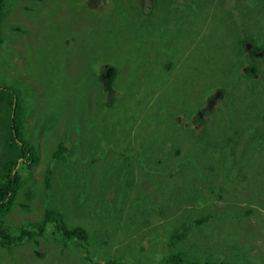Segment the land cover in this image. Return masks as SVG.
<instances>
[{
    "label": "rangeland",
    "instance_id": "374dc122",
    "mask_svg": "<svg viewBox=\"0 0 264 264\" xmlns=\"http://www.w3.org/2000/svg\"><path fill=\"white\" fill-rule=\"evenodd\" d=\"M29 1L19 0L20 12ZM158 1L58 0L51 12L40 8L33 17L21 12L11 41L0 47V86L20 93L26 136L36 146L39 162L14 200L7 225L13 230L32 226L28 223L40 220L47 206L62 212L65 223L83 213L93 217L87 223V245L55 232L60 241L53 245L55 251H49L46 240L37 245L25 240L12 255L0 246V264H85L84 251L101 260L147 264L189 250L229 264H264V142L259 147L250 138L252 144H245L263 127L264 80L256 82V91L245 84L242 97L232 96L242 83L234 80L238 69L247 74L255 67L257 80L264 75V52L253 54L264 50V4L233 1L242 23L237 33L224 19L225 8L231 10L224 3L228 0H179L177 8L171 0L163 6ZM160 18L166 19L157 23ZM8 24H14L11 17ZM245 31L249 40L259 39L255 43L262 50L255 51L253 44L239 49L236 38ZM139 35L145 39L138 40ZM67 66L83 72L67 74ZM106 68L118 71L116 81L98 85L95 74L99 77ZM226 83L232 90L220 86ZM224 88L228 96L221 93ZM205 90L210 96L203 98ZM171 114L181 116L178 123L168 118ZM189 123L195 130L205 127L203 138L210 126L197 144L203 152L197 155V169H186L194 184L186 181L183 192H173L168 182L170 191L154 201L157 188L164 186L156 179L167 168L161 169L164 149L178 158L175 151L182 143L194 146L191 139L185 142ZM7 133L6 127L0 129V171L10 156L2 146ZM151 138L159 144L149 147ZM219 142L234 143V148L221 153ZM60 144L66 147V159L49 166ZM210 152L228 156L231 172L223 163L218 167ZM49 169L52 188L47 192L42 184ZM186 171L176 179L187 180ZM229 212L234 219L216 220ZM181 214L175 230L188 224L191 230L173 246L171 226ZM209 215L214 222L197 226L189 221ZM36 250L45 252V259L36 257Z\"/></svg>",
    "mask_w": 264,
    "mask_h": 264
},
{
    "label": "trees",
    "instance_id": "16d2710c",
    "mask_svg": "<svg viewBox=\"0 0 264 264\" xmlns=\"http://www.w3.org/2000/svg\"><path fill=\"white\" fill-rule=\"evenodd\" d=\"M32 1H29L30 6L21 12L26 13V14L27 12H29L32 14V17H33L35 14L39 13L40 8H44V11L51 12L52 6L55 5L58 0H49L45 3L42 2V4L40 5L38 4L32 5L31 4L33 3ZM39 1H43V0H39ZM176 1L179 3V0H171L170 1L171 6L176 7L177 6ZM221 1H224V0H221ZM233 1L234 0H228V2H224L226 5H229V4L231 5L230 11L227 8H225L226 16L224 17V19L229 21L230 26L233 29V31L235 30L237 31V33H239L240 29L242 28V23L238 21L236 18L238 11L236 8V3L232 5ZM259 1L262 4H264V0H259ZM163 2L164 0H159L158 4L163 6ZM18 3H19V0H0V47L6 44L9 39L11 41L9 34L15 33V31L17 30L19 26L18 23H20L21 21L22 14L20 10L18 9ZM113 6L114 4H112V7ZM11 14L12 16H10ZM10 17L12 18L14 24H8ZM46 18L49 19L50 16L46 15ZM165 19L166 18H160L157 23H161ZM29 21H30V18H29ZM110 21H113V20H110ZM55 26L58 29L60 28V26H58L57 24ZM244 33L246 35L244 36L239 35V37L237 36L238 39L236 38L237 44L240 50H242V48H247V43H249L250 40L253 43L255 51L262 50L263 45L255 43V42H259L258 41L259 39L249 40L248 32L245 31ZM137 37H138V40L140 41L145 39V37L141 38L140 35ZM107 40H109L108 36H107ZM253 54H255V52ZM97 61L98 63H100L102 60L98 59ZM98 68H100V66ZM249 68L250 69H248L247 74L242 73L240 69H238V76L234 80L236 82H242V83L236 85L235 90H232L230 88L232 87L231 83L220 85V86H226L228 89L233 91L232 93L233 100H237L238 97H242L244 95L245 84L248 87L247 90L249 89L252 90V87H255V91H256V86H257L256 82H260L264 80V75H262V79H258V80L254 79L253 76H256L255 74H257L258 70H256L255 67H249ZM104 70L102 69V73L100 74L99 77H97V75L95 74V79H96L95 82L98 85L100 84L101 81L105 82L107 85L110 83H114L116 81L118 71L116 70L114 74H112L111 78H107V77L103 78L102 74L105 72ZM97 71L99 70L97 69L94 72H97ZM242 85L243 87L241 88L240 86ZM216 86H219V84H217ZM227 88H224L221 90V93H223L226 96L229 95ZM255 91H254L256 95L255 98H257V92ZM209 96H210L209 92L205 90V94L203 98H206ZM220 97L223 98V96H220ZM216 98H217L216 95H211L212 102L216 101ZM99 99L101 100V98ZM99 99L96 94L95 100H97L101 106L103 105V107H105V105L102 104L101 102L102 100L100 101ZM108 106L112 107V103H108ZM188 109H193V108L189 107ZM208 115L209 114L207 113V116ZM260 115L264 118V108L262 109V111H260ZM169 117L172 118L174 123H178L179 119L181 118V116L178 117L176 114H171L168 116V118ZM0 118L2 119L0 121V129H2V127H6L7 132H8L5 141H2V146L4 147L3 149L4 150L8 149L12 153V156H9L2 163L1 171H0V246L3 249L8 250L10 254L12 255L14 254V249L19 248L18 246L21 245L25 240H27V242H29V244L31 245H33L32 242L34 240L37 245L39 244V239H43L47 241L49 245V251H55V247L53 245L56 243H60L59 239L56 237L57 234L55 232L62 233L64 237L67 239L76 240L78 244L84 243L85 245H87L88 239L90 238V231L86 223L91 220V216L86 213L85 214L83 213L82 215H80L81 222H83L84 224H81V225L77 224L75 226H70L69 224L65 223L66 222L65 217L64 215H62L63 214L62 212L60 213L56 208L47 207L42 219L38 220L37 222L28 223V224H31L32 226L23 225L20 228L13 230L12 227L7 225L6 217H8L9 213L12 210L14 200L17 197L18 192L21 189L22 185L24 184V180L26 181V179H28L29 176H31L32 171L39 160V155H38V150L36 149L34 144L28 142V140L26 139L25 112H24V108L22 105V100L18 96L14 87L0 86ZM132 126H133L132 123H130L131 130H132ZM189 126H190L189 130L187 129L185 130V132H187V135H188V137L185 138V142L191 139L194 142V146H191L188 144L185 145L184 143H182L183 148H180L178 151H175L177 152V155H180V157L178 158L174 157L172 149H169L168 147L164 149V158L166 159V161H161V165H162L161 169H164L163 165H165L167 168L163 172L161 171V174L158 175L156 178L159 183L163 182L164 186L163 188L161 187L157 188L156 194H154L152 198L154 201L159 200L161 196H164L167 192L170 191L168 182L173 187V192H176L177 189L188 187V186H185L186 181H188L190 184H194L192 173L188 174L186 169L189 166H195V167L197 166L196 162L199 159L197 155L198 153H203L201 151H197V144L201 143L203 139L207 136L210 130V126L207 125L208 132L204 138L202 137V135L205 132V127L201 128L200 130H195V129H192L193 127L191 123H189ZM262 126L263 127L261 130H264V123L262 124ZM227 127L228 126L226 125L224 129ZM260 131L256 133L254 132L253 134H251L248 137L247 143L244 140L245 144L246 145L252 144L250 141V138H251L253 140H256L257 145L260 147L264 142V135H261ZM235 134H236V131L234 130V135ZM224 136L226 140L231 141V138H229V136L227 135H224ZM151 140H153L154 142H150V141L146 142V144L149 147L156 146L159 144L157 140H154L152 138ZM244 142H241L240 144L243 145ZM232 144L234 143L222 144L219 142L216 144L217 150L221 153L227 152L228 149L231 150L234 148ZM186 148L189 149V151H186L185 150ZM263 148H264V144H263ZM204 152H207V151H204ZM66 153H67L66 147H64L63 144H60L58 146L57 151L54 152V158H55L54 164L52 160L49 163V166L55 167L57 163H60V160H65ZM262 154H264V150L262 151ZM211 155L213 156V159L215 160L214 163L218 167H221V164L223 163L225 167H228L227 168L228 172H231V168H232L231 159L228 156H224L222 154H213V153H211ZM182 171L187 172V176H188L187 180L186 179H176V176H178L180 172ZM52 174L53 173L51 169H49L45 177L46 190H49L51 188L50 181H51ZM184 190L185 189H181L180 191L183 192ZM204 200L205 198L202 199V201ZM251 210L252 209H250L249 212H251ZM250 214L251 213H249V215ZM183 215L185 216L186 213H183ZM249 215L245 214V216H249ZM181 216L182 214L179 217L175 216L177 218L176 222H173L171 226L174 232L170 236L171 239L169 243L173 246L177 245L179 241L183 239L185 235L187 236V234L191 230V227H189V224L186 226H182L180 228H176L177 230H175V226L181 224L179 220ZM219 216H220L219 219H216V220H220L221 222H224L225 219L235 218L232 212H229L228 214L222 213ZM214 220L215 219H212L210 215L207 216L206 218L192 216L189 219V221L194 222V224L197 226L202 225L209 221L214 222ZM49 226L51 230H53L52 236L47 234ZM36 252H34L36 257L39 256L41 257V259H45V255H46L45 252L44 254L41 252H38V250H36ZM84 262L85 264H124L114 259H106V260L98 259L94 257L90 251L89 253H86L84 251ZM132 262L133 264H137L133 260ZM184 263L229 264L223 261H215L213 254H211L210 257L203 259L200 256L199 252H197V250L196 251L189 250L188 252L180 251L178 252V255L170 253L167 256H163L162 259L159 260V262L147 261V264H184Z\"/></svg>",
    "mask_w": 264,
    "mask_h": 264
},
{
    "label": "clouds",
    "instance_id": "9594fccd",
    "mask_svg": "<svg viewBox=\"0 0 264 264\" xmlns=\"http://www.w3.org/2000/svg\"><path fill=\"white\" fill-rule=\"evenodd\" d=\"M253 43L251 42V43H247V48H249V47H251V45H252ZM264 50H262V51H260V52H255V54H259V53H261V52H263ZM111 69V68H110ZM73 71H75L76 73H82L83 71L81 70V69H75V68H72V67H70V66H67V74L70 72V73H72ZM107 73H110V76L109 77H107V78H111V76H112V69L110 70V71H108ZM107 75V74H106ZM68 77H69V79H71L72 80V77H71V74L70 75H68ZM80 80H81V78L79 77V78H77V81L78 82H80ZM67 87H68V85H67ZM15 89V88H14ZM15 91L17 92V94H18V96L21 98V96H20V93L15 89ZM24 112H25V125H26V111H25V107H24ZM189 130V129H188ZM26 135H28L27 133H26ZM26 139L28 140V142H30V143H32L28 138H27V136H26ZM33 144V143H32ZM35 146V145H34ZM36 147V146H35ZM37 149V148H36ZM9 151V150H8ZM9 153H10V156H12V153L9 151ZM39 155V154H38ZM38 162H39V160H38ZM38 162H37V164H38ZM36 164V165H37ZM35 168V167H34ZM33 171H34V169H33ZM33 171H32V173H33ZM47 174V173H46ZM30 177V176H29ZM46 177V176H45ZM51 181H52V178H51ZM51 181H50V183H51ZM25 180H24V184L22 185V187H21V189L26 185L25 184ZM42 186H43V190L44 191H47V192H49L50 190H51V188L49 189V190H46V188H45V182H44V184H42ZM21 189L19 190V192L21 191ZM19 192H18V194H19ZM16 199V198H15ZM95 203H96V200L95 201H93V202H91L90 204H88L87 206H86V210H90L93 206H95ZM47 207H50V208H53L52 206H47ZM47 207H45V209H43V211H42V213H41V216H40V219H42V217H43V215H44V212H45V210L47 209ZM93 217V216H92ZM92 217H91V219H92ZM88 223V222H87ZM86 223V224H87ZM67 224H69L70 226H75V225H81V224H84L83 222H81V217H76V219H73V221L71 222V221H69V220H67ZM79 245H81V246H83V245H85L84 243H81V244H79ZM8 251V250H7ZM99 259V258H98ZM107 259H112V258H107ZM103 260H106V259H103ZM114 260H116V259H114Z\"/></svg>",
    "mask_w": 264,
    "mask_h": 264
},
{
    "label": "flooded vegetation",
    "instance_id": "af4514ba",
    "mask_svg": "<svg viewBox=\"0 0 264 264\" xmlns=\"http://www.w3.org/2000/svg\"><path fill=\"white\" fill-rule=\"evenodd\" d=\"M111 69L110 68H106L104 71V73L102 74L103 78H106V76L109 74L107 73L108 71H110ZM107 74V75H106ZM108 77V76H107Z\"/></svg>",
    "mask_w": 264,
    "mask_h": 264
},
{
    "label": "water",
    "instance_id": "95a60500",
    "mask_svg": "<svg viewBox=\"0 0 264 264\" xmlns=\"http://www.w3.org/2000/svg\"><path fill=\"white\" fill-rule=\"evenodd\" d=\"M264 52V51H263ZM260 54V53H259ZM108 77L110 76V73L107 75Z\"/></svg>",
    "mask_w": 264,
    "mask_h": 264
}]
</instances>
